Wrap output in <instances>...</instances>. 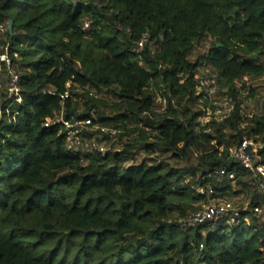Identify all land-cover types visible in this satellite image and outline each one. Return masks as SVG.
Segmentation results:
<instances>
[{"label":"trees","instance_id":"1","mask_svg":"<svg viewBox=\"0 0 264 264\" xmlns=\"http://www.w3.org/2000/svg\"><path fill=\"white\" fill-rule=\"evenodd\" d=\"M11 19L13 33L0 37V45H10L24 101L14 121L0 120V264H264V222L251 212L252 225L237 228L175 222L211 198L255 191L249 172L218 147L256 130L240 126L241 100L232 81L264 74V0H0V25ZM84 19L93 22L89 32ZM144 32L151 42L141 63L131 48ZM206 36L215 43L205 63L237 100L228 127L212 123V131L197 121V112L184 120L177 115L182 101L196 102L193 78L202 62L189 55ZM71 79L114 92L125 109L115 117L126 120L118 122L122 132L129 127L126 113L140 119L133 143L106 156L87 154V164L67 151L43 121L59 108L58 96L45 91H63ZM155 92L172 94L176 106L155 111ZM86 97L70 100L69 114H89L97 98ZM263 120L253 118L264 129ZM133 149L172 152L178 165L194 164L162 165L150 156L151 163L126 166ZM261 157L264 163V148ZM221 166L236 178L208 176ZM256 202L263 205L264 195L255 194Z\"/></svg>","mask_w":264,"mask_h":264},{"label":"built area","instance_id":"2","mask_svg":"<svg viewBox=\"0 0 264 264\" xmlns=\"http://www.w3.org/2000/svg\"><path fill=\"white\" fill-rule=\"evenodd\" d=\"M93 27L91 19L83 20L82 29L85 32H89ZM8 30V23L0 25V34H7ZM150 42V33L144 32L131 48L141 63L143 52ZM15 55L17 54L15 53ZM178 76L180 77L179 83L184 84L187 73L182 71ZM263 80L264 74L259 76L245 74L232 81L236 96L241 100V114L244 120L240 126L246 129L250 125L256 130L254 133L243 135L230 146L222 144L218 147L220 154L227 151L230 159L238 162L249 172L260 195H264V163H262L261 157V150L264 148V129L253 121L256 114L248 111L245 105L254 82ZM20 82V74L14 65L9 43L0 45V120H5L7 117L9 121H14L19 114L17 108L24 101ZM45 92L58 96L59 108L44 119L43 126L55 129L57 135L63 139L67 151L80 154L84 164L89 161L87 154L96 152L101 156H106L109 149L101 139L109 142L115 141L122 133L119 125L103 124L94 110L86 115H73L68 112L70 100L83 103L87 100L86 95L100 98L101 94L94 88L82 85L72 79L66 82L63 91L49 88ZM193 93L198 113L196 119L203 127H206V131H212L211 125L208 126L209 124L228 123L237 108V100L231 85L226 84L220 73L206 65L205 62L203 67H198L194 74ZM153 96L155 100L154 110L157 112H164L177 104V98L172 94L163 96L155 92ZM80 112H83V108ZM146 114L148 112L143 113V115ZM226 125L228 127V124ZM211 145H217V140H212ZM208 176L217 177L216 181L224 178L232 181L236 178V172L228 166H221L214 173H209ZM198 191L204 193L205 188H198ZM213 191V187L209 185V192L212 193ZM250 212L261 217L263 205L257 202L252 205L250 200L241 203L229 197H214L203 203L197 211L179 217L175 222L183 228H196L204 223H224L228 227L237 228L243 224L252 225ZM259 249L264 253V241L259 245Z\"/></svg>","mask_w":264,"mask_h":264},{"label":"rangeland","instance_id":"3","mask_svg":"<svg viewBox=\"0 0 264 264\" xmlns=\"http://www.w3.org/2000/svg\"><path fill=\"white\" fill-rule=\"evenodd\" d=\"M1 38H5L6 34H0ZM215 40L210 37V36H206L204 37L202 40L200 41H196L195 42V46L192 50V52L189 55V59L192 62H197L200 63L199 67H203V64L205 62V55L206 53L209 51V49L214 45ZM101 97L97 98L96 100H92L91 101V106L95 105V108L93 109L95 111V113L98 115V117H105L108 118V120L106 122L107 125H116L119 124L118 122H123L126 121L122 118L119 117V119H115L116 116H119L121 113L125 112L124 107H119V105H117L120 100L118 99V97L114 94V92L112 91H108V90H102L101 91ZM247 100V104L246 109L248 111H251L253 113H255L257 116H262L264 115V80L263 81H257L254 82V85L251 89V93L249 96V99ZM196 101V100H195ZM189 107L190 108V113L187 114H183L182 111L185 110V108ZM197 112V105L196 102L194 101H189V100H184L182 101L181 105L178 104V109H177V115L182 119H186V118H191L192 115L194 113ZM127 117L129 118V120H127L128 122V129H125L124 132L121 133V135L118 137L117 140L113 141V142H109L106 141L105 139H101L102 142H105V144L107 145L109 150H123L125 144L127 143H133L134 142V138L138 135L140 128L136 125L137 122H139L140 119H135V117L131 114L129 115L128 113ZM9 119L6 117L4 120V123H8ZM203 149H208V147L206 145L203 146ZM132 150V145L129 147V151ZM128 151V152H129ZM136 149H133V152H130V157L126 158L124 161V164L126 166L131 165L132 163H140L142 160L147 159V161H149V163H151L150 160V156L154 157V159L157 160V164H162V165H172V166H177L178 163L176 161V159L172 156V152H168V153H156L153 155H150L149 153L146 152H135ZM232 160V159H231ZM194 164V161H183L180 163V165H178V167H186L189 165ZM186 179H190V176L187 175ZM255 191H253L252 194H240V195H233L229 198L235 200L236 202H245L247 200H252V197L258 193L257 191V187H254ZM221 191H219L220 193ZM263 212H264V203H263ZM254 215V214H253ZM170 219H173V217H170ZM264 222V214L261 217L257 216V222ZM256 222V223H257ZM259 222V223H260ZM260 225V224H259ZM253 233V231H251L249 234H247V236H250Z\"/></svg>","mask_w":264,"mask_h":264},{"label":"water","instance_id":"4","mask_svg":"<svg viewBox=\"0 0 264 264\" xmlns=\"http://www.w3.org/2000/svg\"><path fill=\"white\" fill-rule=\"evenodd\" d=\"M13 24H14V21H13V19H11V20L9 21V31H10L11 33H13Z\"/></svg>","mask_w":264,"mask_h":264}]
</instances>
